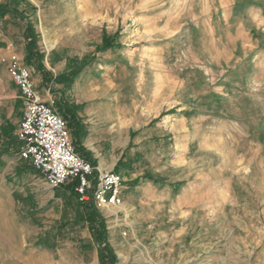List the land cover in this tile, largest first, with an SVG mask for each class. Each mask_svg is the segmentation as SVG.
<instances>
[{"label": "rangeland", "instance_id": "rangeland-1", "mask_svg": "<svg viewBox=\"0 0 264 264\" xmlns=\"http://www.w3.org/2000/svg\"><path fill=\"white\" fill-rule=\"evenodd\" d=\"M27 2L32 17L0 18V40L22 46L28 18L46 70L79 72L39 75L86 128L78 155L125 180L123 204L99 210L117 264H264V0ZM16 90L0 64V131L13 139ZM7 155L0 264H100L81 225L47 247L76 212Z\"/></svg>", "mask_w": 264, "mask_h": 264}, {"label": "built area", "instance_id": "built-area-1", "mask_svg": "<svg viewBox=\"0 0 264 264\" xmlns=\"http://www.w3.org/2000/svg\"><path fill=\"white\" fill-rule=\"evenodd\" d=\"M5 64L22 101L23 116L16 132L19 158L29 163L46 184L57 190L73 179L81 202L90 198L98 210L120 207L124 202V178L115 170L100 169L79 156L71 132L52 102L41 101L34 70L13 56Z\"/></svg>", "mask_w": 264, "mask_h": 264}, {"label": "trees", "instance_id": "trees-1", "mask_svg": "<svg viewBox=\"0 0 264 264\" xmlns=\"http://www.w3.org/2000/svg\"><path fill=\"white\" fill-rule=\"evenodd\" d=\"M13 7L12 9L10 7ZM35 8L31 6L27 0H10L8 4L0 7V18L4 19L7 14H11L12 24H16V18L22 17L24 14H27L28 17L30 14H34ZM23 18V17H22ZM14 19V20H13ZM27 21L26 25V33H25V43H26V62L35 68L43 77L44 81L53 82V83H72L74 79L77 77L78 73L76 70L72 71L68 76H61V78H54V76L48 72L43 64V54L40 53L37 44V35L33 28V24L25 18ZM23 20V19H22ZM18 23V22H17ZM105 51L108 49H112L114 47L113 43L110 40H106L104 43ZM86 61V60H84ZM85 63V62H82ZM82 63L73 62L72 64L77 67ZM58 110L60 114L64 117L68 124V129L72 134V141L75 146L76 152L81 155L83 151L81 149V144L83 142L84 134H85V126L82 121L78 118L74 109H70L66 103L58 102L57 103ZM4 139V143L6 145L3 149L0 148V164L4 163L2 160L3 155H7L9 153L10 148L16 147V141L13 139L12 134L9 128H4L0 131V139ZM82 156V155H81ZM84 157V155H83ZM87 157V156H85ZM88 160L89 158H84ZM94 166V162H91ZM35 172V170L30 167H21L19 169L18 176H21L27 172ZM78 185V181L76 179L71 180L66 185L56 190V197L61 198L64 204V210L66 215L71 211L76 212V216L71 220H63L55 229L48 232L49 235H46V240L48 241V246L44 244V246L49 247L50 249H56L58 247V242L69 238V230L73 229L76 225H81L83 228H87L91 233L92 240L97 247L98 250V259L100 264H117V258L112 251V248L108 242L107 236V225L105 218L101 215L100 211L96 208L94 201L90 198L88 201L81 202L76 193V186ZM55 230V233L52 232ZM70 239L73 240V238ZM82 241V240H81ZM52 243V244H50ZM84 245V241L82 242V247Z\"/></svg>", "mask_w": 264, "mask_h": 264}, {"label": "crops", "instance_id": "crops-1", "mask_svg": "<svg viewBox=\"0 0 264 264\" xmlns=\"http://www.w3.org/2000/svg\"><path fill=\"white\" fill-rule=\"evenodd\" d=\"M6 39L7 38H4L3 40H0L1 42H3V46H2V48H0V55H1L0 56V60L8 61L13 56H17V57L22 58L23 60H25V58L27 56L26 44L24 43L22 46L21 45H17V47H16L15 46V40H10V39L6 40ZM5 67H6V65H5ZM39 74L40 73H38V72H35V74H34V81H35V84H36V89H37V92L39 94V97H40L41 101H43L45 103H48V102L51 101L52 97L50 96L49 92L44 88L43 83H42V78H41V76ZM13 102H14V105H16L18 107V114H19L18 118L21 121L22 116H23V108H22V101H21V99L19 97L18 90H16ZM15 140H16V143H17L16 147L15 148H10L9 154L6 157L7 158H11V157L15 156V162L18 163V161H20L22 163L23 161L19 158V149H20L21 145L17 141V138ZM3 161L5 163H7V160L3 159ZM8 163H11V162L8 161ZM23 163H25V162H23Z\"/></svg>", "mask_w": 264, "mask_h": 264}]
</instances>
